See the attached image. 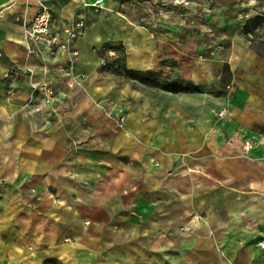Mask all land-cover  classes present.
<instances>
[{"label": "crops", "instance_id": "1", "mask_svg": "<svg viewBox=\"0 0 264 264\" xmlns=\"http://www.w3.org/2000/svg\"><path fill=\"white\" fill-rule=\"evenodd\" d=\"M186 1L0 0V264H264V0ZM40 3L67 49L28 53Z\"/></svg>", "mask_w": 264, "mask_h": 264}, {"label": "built area", "instance_id": "2", "mask_svg": "<svg viewBox=\"0 0 264 264\" xmlns=\"http://www.w3.org/2000/svg\"><path fill=\"white\" fill-rule=\"evenodd\" d=\"M64 1H68V0H64ZM179 3L185 5L187 4V1L171 0V4L173 5H177ZM101 4H102V0H93V1L82 0L83 7L99 8L101 7ZM1 9L2 8H0V14H1ZM263 24H264V20H262L258 25H256L253 31L254 32L260 31L262 29ZM54 26H56V22L52 16V12L50 8L46 4L40 3L32 19L28 23L23 25V38L27 46L28 53H32V54L37 53V50L31 47V44H35L41 41L45 42V45L48 46L49 48L53 47V45H56L55 48L57 49H67L68 44L82 34L85 24L83 17L79 16L77 20L73 21L70 24L60 25L61 32L65 35V43H58L55 37L50 36L49 30L51 27ZM249 36H251V34H249ZM102 49L104 50L105 57L101 59L100 66L104 67L106 70H108L111 73H115L121 77H124L125 68L122 62V58L120 56V51L122 49V46L120 44L119 45L113 44L108 46H102ZM70 54L71 56L75 57L77 55V51L70 50ZM80 79H82L81 75H77L73 77L70 85H72L75 81H79ZM49 99H50L49 97H46L44 98L43 101L46 103L49 101ZM96 106L103 108V104L100 102L96 103ZM227 113H228V106L223 105L216 111L215 113L216 119H223L227 115ZM107 116L109 118L114 119L118 125H121L123 123L124 116H123L122 108L117 107L107 111ZM251 148H252L251 141L248 139H244L242 144V153L247 154ZM191 219L192 222L195 224L201 219V217L199 215H191ZM190 228H191L190 225H185L180 227V230L187 231L190 230ZM257 246L261 250H263L264 239H260L257 242Z\"/></svg>", "mask_w": 264, "mask_h": 264}, {"label": "rangeland", "instance_id": "3", "mask_svg": "<svg viewBox=\"0 0 264 264\" xmlns=\"http://www.w3.org/2000/svg\"><path fill=\"white\" fill-rule=\"evenodd\" d=\"M181 3L177 4L180 5ZM186 6V4L184 5ZM194 6H192L193 8ZM184 8V7H182ZM206 11L209 10L208 7H205ZM205 10V9H204ZM195 14H198L199 11L195 8L194 10ZM126 75V73H125ZM130 76L134 79H136L138 82H140L144 87L150 88V89H170L173 88L174 91H188L191 89V87L181 81H166L164 79H161L159 75L152 74V73H130ZM55 264V263H54Z\"/></svg>", "mask_w": 264, "mask_h": 264}, {"label": "trees", "instance_id": "4", "mask_svg": "<svg viewBox=\"0 0 264 264\" xmlns=\"http://www.w3.org/2000/svg\"><path fill=\"white\" fill-rule=\"evenodd\" d=\"M125 73H126V71H125ZM134 73V72H133ZM136 73V72H135ZM137 74V73H136Z\"/></svg>", "mask_w": 264, "mask_h": 264}]
</instances>
